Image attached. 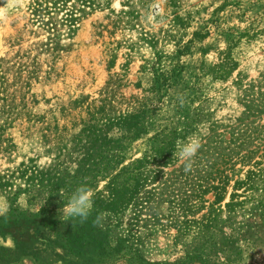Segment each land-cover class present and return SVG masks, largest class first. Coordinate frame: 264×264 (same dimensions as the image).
<instances>
[{
  "label": "rangeland",
  "instance_id": "374dc122",
  "mask_svg": "<svg viewBox=\"0 0 264 264\" xmlns=\"http://www.w3.org/2000/svg\"><path fill=\"white\" fill-rule=\"evenodd\" d=\"M30 3L0 0V60L15 108L5 134L14 148L10 156L0 150V172L28 160L43 171L61 165L77 184L96 178L93 188L104 194L103 177L142 158L165 120L187 117L180 141H201L191 170L176 144L169 165L138 170L149 180L135 201L117 218L103 216L111 229L102 240L125 239L124 257L89 264H129L137 256L174 262L194 245H202L201 258L191 264H264V0H113V12L82 18L55 53L44 50L47 34L32 21ZM160 73L172 85L153 98L146 134L130 138L117 118L152 96ZM93 126L97 142L84 134ZM119 145L123 165L100 166L97 155ZM250 174L254 191L235 186ZM37 210L21 197L9 219L0 217V264H79Z\"/></svg>",
  "mask_w": 264,
  "mask_h": 264
},
{
  "label": "trees",
  "instance_id": "16d2710c",
  "mask_svg": "<svg viewBox=\"0 0 264 264\" xmlns=\"http://www.w3.org/2000/svg\"><path fill=\"white\" fill-rule=\"evenodd\" d=\"M112 1L31 0L28 10L32 16V21L38 23L39 27L47 34L45 40L41 42L44 50L55 53L58 51L57 47L62 38L68 40L76 35L80 28L79 21L82 18L93 12L105 10L113 12L111 9ZM63 12L64 15L59 18V14ZM3 64L4 61L0 60V150L10 156L14 145L5 138V134L15 119L10 117V111L15 108L12 106L11 99L7 98V91L10 86L7 77L9 73L3 68ZM223 68V65L219 66L222 74L224 73ZM171 78L166 74H157L156 80L150 89L152 96L137 102V105H133L128 112L118 116L117 120L125 128H128L130 138H137L142 134H146L149 127L147 126L148 108L163 85H172L169 82L172 81ZM104 101L106 102L107 99ZM19 110L24 115L28 111L24 103L20 104ZM176 111L180 113V108L177 107ZM99 113L102 114L103 110H100ZM96 115L97 113L92 114V118H95ZM165 121V125L153 134L150 148L142 158L132 160L126 166H122L119 172L111 176L106 175L103 177L106 180L104 194L93 188V184L97 183L96 178L87 180V182L80 180L77 184L75 176L67 174L65 169L60 170L61 165L43 171L38 170L37 166L32 164V160H28L27 163L23 161L12 169L8 168L0 172V196L5 197L11 206L16 204L21 197H24L28 204L37 206L36 216L41 219L42 227L55 231L57 243L65 251L66 256L76 258L79 260V264H89L93 261L96 263L107 262L121 255L124 257L125 239L117 238L114 245L109 240H102L110 235L109 230L111 229L110 224H103V216L112 215L117 218L118 214L127 210L131 203L135 201L139 195L140 183L142 182L143 187V184L149 180V176H143L138 170H145L151 166L165 167L171 163L175 144L190 130L191 123L187 117L183 121H175L171 118ZM46 131H49V128ZM98 132L95 126L88 130L84 129L86 138L90 139L91 142H97ZM104 141H106L104 146L110 144L109 140L104 139ZM117 150L116 153L112 154L105 152L104 154L102 152L98 154L97 160L100 166L111 168L123 165L125 160L124 150L121 145L117 147ZM93 167L96 168L97 166ZM260 171L261 174L264 172ZM82 184H87L94 191V206L88 220L84 223H79L77 220L75 227H73V222L62 220L59 218L58 212L68 202L75 189ZM235 186H245L246 190L254 191L255 183L252 174L247 177L246 182L236 183ZM214 189L217 191L222 190L221 187H215ZM230 205H232L231 202L226 207ZM61 225L66 228L62 232L57 230L58 226ZM201 246L194 245L183 258L174 262H148L137 256L129 264H191L193 260L201 258L199 256Z\"/></svg>",
  "mask_w": 264,
  "mask_h": 264
},
{
  "label": "clouds",
  "instance_id": "9594fccd",
  "mask_svg": "<svg viewBox=\"0 0 264 264\" xmlns=\"http://www.w3.org/2000/svg\"><path fill=\"white\" fill-rule=\"evenodd\" d=\"M10 2H12V0H10ZM181 103H183V101H181ZM200 147L201 141L197 136H190L186 141H177L175 155H177L180 160L186 162L185 171L191 170L193 159ZM93 196L94 191L88 187L87 184H82L75 189L69 197L68 202L64 204L62 208L63 217L66 220L72 221L73 227H75V222L77 220L79 223H84L88 220L94 206ZM10 209L11 205L8 203L7 199L0 196V217H3L5 220L9 219L8 213Z\"/></svg>",
  "mask_w": 264,
  "mask_h": 264
}]
</instances>
